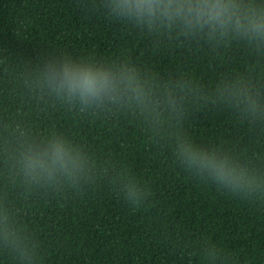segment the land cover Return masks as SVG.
I'll use <instances>...</instances> for the list:
<instances>
[{"label":"trees","instance_id":"obj_1","mask_svg":"<svg viewBox=\"0 0 264 264\" xmlns=\"http://www.w3.org/2000/svg\"><path fill=\"white\" fill-rule=\"evenodd\" d=\"M99 2L0 0V264H264V40L180 21L149 29ZM67 60L131 70L147 99L121 87L85 107L45 76ZM237 88L255 111L228 98ZM60 138L84 158L75 183L25 167ZM185 139L251 188L189 172L175 155Z\"/></svg>","mask_w":264,"mask_h":264},{"label":"clouds","instance_id":"obj_2","mask_svg":"<svg viewBox=\"0 0 264 264\" xmlns=\"http://www.w3.org/2000/svg\"><path fill=\"white\" fill-rule=\"evenodd\" d=\"M91 2L95 4V0ZM99 3L109 15L133 21L136 26L147 24L149 29L157 21L160 26L168 27L180 21L189 32L203 30L207 26L212 32L226 34L231 30L249 41L264 40V3L259 0H100ZM44 73L49 86L56 92L79 100L85 107L117 99L121 87L130 89V95L135 94L140 103L147 99L144 86L135 73L124 71L123 67L118 71L110 65L83 60L79 63L67 60L59 65L48 61ZM228 98L237 106L243 102L250 111L258 107L253 96L238 88L231 90ZM166 101L177 114L183 111L175 95L166 97ZM175 155L189 172L231 192L243 187L251 188L253 184V180L243 170L238 171L227 158L196 147L187 139L178 143ZM25 167L30 172L40 169V174L46 173L49 179L62 172L69 180L76 177L75 183L84 174L85 161L79 151L60 138L54 139L43 152L29 154L25 158ZM123 187L128 201L134 205L141 202L140 188L136 183L130 181Z\"/></svg>","mask_w":264,"mask_h":264}]
</instances>
